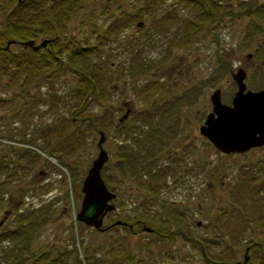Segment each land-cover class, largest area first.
Here are the masks:
<instances>
[{
  "label": "rangeland",
  "instance_id": "1",
  "mask_svg": "<svg viewBox=\"0 0 264 264\" xmlns=\"http://www.w3.org/2000/svg\"><path fill=\"white\" fill-rule=\"evenodd\" d=\"M15 1L20 0H0L3 7L0 12V23ZM83 1L85 0H81V3ZM254 1L252 14H246V11L240 14L235 9L231 11L229 7L232 5L226 7L225 3V6L222 5L220 9L222 14L220 21L218 19V22H213L211 25L207 21L203 22L200 26L197 25L199 31L187 33L186 21H191L192 18L194 20L195 9L188 4L166 0L162 7L169 10L165 12V17L170 23L173 43L167 47H155L148 43L141 45L132 42L123 47L112 48L113 44H117V41H112L113 39H118L121 34L128 37L129 33L136 31L134 21L137 18L131 23L125 21L118 9L137 7L130 6L128 4L130 1L118 0L115 6L102 12L101 7L96 8V1L92 0V7L96 8L93 15L91 14L92 55L89 51L87 55L92 56L93 71L96 70V63H100L106 70L102 73L103 82L100 83V87L92 93L89 92L83 99L78 98L77 102L83 103V108L79 107L82 104L77 106L81 110L75 114L77 119L72 121L68 106H63L60 100L52 105L49 102L50 93L60 94L62 88L65 87V92L67 86L74 84L76 77L71 70L63 67L60 70L54 69L56 77L54 80H51L50 74L45 75L44 72L28 84L27 92L24 93L16 90L17 87L4 91L3 84L0 83V152L7 145H9L8 149L16 147L8 153L10 163L7 168L4 166L0 169V172L9 173L8 178L11 177L7 187L5 182L0 183V187L2 185L9 188L6 192L0 193V255L8 244L6 240H11V234H4L5 230L14 227L12 223H9L11 216L18 215L26 209L23 207L14 214L19 198L18 205L23 200L24 205L36 206L41 201L49 204L56 203L66 193V206L70 217L66 216L64 218L66 222H63L60 217L55 218L56 214L52 213L55 219L44 224L32 237L34 245L48 246L58 241L63 243L66 236L64 223L70 221L75 228L74 214L82 196L81 180L97 152L96 130L98 128L106 132L109 128L107 119H110V116L112 122L117 116L120 120L119 114L124 111L122 101L125 99L131 101L135 108L141 105L151 106L145 108L146 114L139 116L135 114L129 118L139 122L145 121V124H141L143 127H146L148 125L146 121H149L152 127L159 124L168 133V128L176 125L178 121H187L183 124L182 132L177 131L171 136L168 135L171 147L165 152H175L176 158L181 156L180 161L177 162V169L186 162H192L191 173L187 171V175L178 176L177 172L173 175L175 181L183 177L188 180V185L191 182L192 195L188 211H191L193 216V234L203 232L200 226L194 224V219L206 221L204 209L207 202L206 206L212 209L209 211L211 222L214 218L221 217L224 207L229 210L221 223L222 228L218 231L226 229V232L231 235L233 231L235 233L238 219L231 208L234 201L230 202V200L238 184L244 187L243 205L246 207L247 217L249 212L253 215L254 212L264 211L261 207V199H257L256 204L251 202L249 195L257 188L253 185L252 179L264 181V172L260 173L262 169L264 171V160L261 159L264 156V145L226 154L214 147L197 129L211 108L209 95L214 88L220 89L222 102L230 103L236 88L230 76V70L241 65L246 70L244 81L247 87L257 89L264 85V10L255 8L257 3H262L264 0ZM90 5L91 0H86L85 7H79V14H73L74 17L72 16L66 33L73 30V25L77 24L79 26L77 35L79 33L82 35L84 32L87 35L90 34V15L87 12V7H91ZM154 5L159 8L157 2ZM152 7L149 8L152 9ZM163 8L160 7L161 10H164ZM12 9L11 15H16L17 9L14 7ZM119 20H124V23L120 24ZM113 21H115L113 25L108 27ZM150 24L147 23L141 30L147 36L153 34L157 26L154 22ZM197 26L195 25V28H198ZM89 39L88 37L84 44H91ZM8 47L12 51H17L21 45L11 43ZM88 59L90 63V57ZM148 59H151L153 63L147 64L149 66L143 67L138 73H130L131 63ZM111 60L114 61V67H106L107 62L110 63ZM155 89L157 91L152 95L151 90L155 91ZM166 105H169L171 110L164 109ZM110 106H112L111 114ZM138 111L140 113L139 109ZM79 116L87 118L78 119ZM47 124L50 125V129L46 134ZM30 129L33 130L32 134H28ZM21 132L25 133L21 134ZM40 135L41 137H38ZM43 137H47L48 142ZM58 137L62 138L52 143L51 138ZM23 138L26 139L25 142H22ZM180 142L184 144L178 150ZM102 146L105 148V143H102ZM49 148L51 154L48 153ZM185 148L188 150L185 151ZM62 160L63 163H60ZM194 163L197 164L194 165ZM40 169L44 171V174L39 171ZM100 174L104 181L107 180L105 165L102 166ZM171 176L168 175L166 179H170ZM116 178L121 186V195H124L125 199L126 191L131 190L130 186L134 185L135 180L122 174ZM18 183L23 191L22 197L18 196L16 189L10 190ZM131 191L137 194L136 190ZM177 191L185 193L186 186L178 187ZM167 192L168 197H172L173 190L171 193H169L170 190ZM16 198L18 199L15 200ZM214 200L219 202L213 206ZM171 211L176 212L178 209ZM4 218H7V223L2 222ZM245 222L248 224V230L245 233L248 239L253 234L251 230L253 223ZM76 223L78 227L75 228V244L84 264H165L162 257L167 254L164 253L166 250L173 254L174 259H179L182 255L188 258L186 252L189 250L194 254L190 260L201 256L197 246H192L178 237L160 243L159 235L147 234L146 231L133 233L125 226L117 231H96L78 220ZM241 225L245 228V224L241 223ZM169 227H172V222L169 223ZM86 243L93 248L92 256L87 259L81 252ZM149 250L153 252V255L148 257L150 253L145 251ZM128 253H131L132 263L126 261L125 256ZM168 264H179V261ZM183 264L190 263L187 260ZM202 264L205 263L202 262Z\"/></svg>",
  "mask_w": 264,
  "mask_h": 264
},
{
  "label": "flooded vegetation",
  "instance_id": "2",
  "mask_svg": "<svg viewBox=\"0 0 264 264\" xmlns=\"http://www.w3.org/2000/svg\"><path fill=\"white\" fill-rule=\"evenodd\" d=\"M56 1L57 0H45V13L47 12V8L50 5H57V3H54ZM95 1V6L99 8L101 7L100 11L106 12V10H109V8L115 6L117 3L116 1L118 0ZM138 1L139 4H142L141 9L132 7H123L118 9L120 14H123L125 21H129L131 23L135 18H137L134 21V27L136 28V31L129 33L128 37H125L123 34H121L118 39H113L112 41H117V44H113L112 48H116L117 46L123 47L125 45H129L132 42L139 43L141 45L148 43L155 47H167L171 43H173L174 40L170 28V23L165 17V12H169V10L162 7L166 0H155L152 3V9L148 7L150 6L149 4H145L143 2L144 0ZM156 2L159 8L154 5L156 4ZM75 3V7L77 8V10L72 12L71 15L69 14L67 18L62 21L63 26H55L54 31H52L53 33H49V31L35 32L34 36L28 37L29 39L33 40V44L38 43L42 38H46L47 40L45 41L44 45H41L36 49L42 48L46 51V53L51 54L54 58L57 57L54 54L55 49H53L56 47L59 51L57 60L61 63H66L67 60H72L73 62L77 63L79 61V49L81 47L88 49L90 54L92 55V0L90 5L91 7H87L90 15V34L87 35L86 32H84L82 33V35H80V33L79 35H77V30H79V26L77 24L73 25V30L66 33L67 27L71 23V18L72 16L74 17L73 14H79V7H85L86 0L83 1V3L79 1ZM129 5L136 6V3L132 1ZM143 6H145V8ZM160 7L164 10H161ZM158 9H160L161 12ZM124 20H119L120 24H123ZM138 20H140L141 23L137 24ZM114 22L115 21L110 23L108 27H111ZM151 22L157 23V26L154 28V33H151V35L147 36L141 30L144 29L147 23L150 24ZM88 37L90 38L88 41L90 42L91 40V44L89 45L84 44V42L87 41ZM84 38L86 39L82 42V39ZM22 41L23 40L21 39H13V41L10 42L9 45L11 43H19L21 45V48L25 47L22 44ZM26 46H30L32 48L31 45ZM112 48L110 47L109 49L111 50ZM90 59V75L92 78V56H90ZM113 63L114 61L111 60L110 64H112V66ZM67 69L71 70V72L73 71L74 75L79 74L78 71L70 65ZM113 87L115 88L116 84L113 85ZM151 91H153L152 95H154L157 90L155 89V91ZM90 92L92 93V88ZM122 102L124 105L123 109L127 112L126 117L122 120H118L117 116L116 120L112 122V118L110 116V119H107L109 128L106 130V132H104L102 141V143H105L104 150L106 152V160L101 165L100 170L102 166L105 165V173L107 174L108 178L104 181V184L107 189L113 193L111 198L108 200L113 204V207L107 210L106 213H104L102 217L101 229H98L92 225H86L84 222L78 219L76 220L84 223V225L86 226L94 228L96 231H117L118 229H122L125 226L129 228V230H131V232L133 233H136V231H146L147 234L159 235V239H161L160 243L166 242L167 240L171 241L178 237L179 239H184L192 245V241L194 240L192 225L193 216L191 214V211H188V206L191 204V182L188 185V180L184 179L183 177L180 180L175 181L173 175L177 172L178 176L187 175V171L191 173L192 162H186L184 165H182L181 168L177 169V162L180 161L181 156L176 158L175 152H165L169 147H171V141H168V135L171 136L172 133H176L177 131L182 132L181 129L183 128V124H185L187 121H178L176 125L168 128V133L164 130V127H161L159 124H155L152 127L149 121H146L148 125L146 127H143L141 126V124H145V121L139 122L138 120H129V118L135 114H138V116L140 114H146L147 111H145V108H149L151 106L146 107L145 105H141L138 108H135L131 101L128 102L125 99V101L123 100ZM168 106L169 105L164 106V109L170 108ZM79 107L77 108L76 106L70 108L69 112L78 111V109H80ZM111 107L112 106H110L109 108L110 114L112 112ZM138 109L140 110V113ZM123 112H121L119 116ZM71 120H74L73 116H71ZM90 123L92 125V122ZM199 125L197 126V129L200 133L198 128ZM49 126L50 125H47L48 128L45 131L46 134L48 132V129H50ZM96 131L99 136L100 129L97 128ZM32 132L33 130L30 129L28 134H32ZM41 134L44 135L43 131H41ZM38 137H41V135ZM61 138L62 137H58L56 139L51 138V141L53 143L57 139L59 140ZM31 139L32 138H30V141ZM43 139L48 142V140H46L47 137H43ZM183 144L181 142L178 143V150L182 148ZM262 145H264V143ZM252 147L256 146H251L249 148ZM187 150L188 148H185V151ZM224 153L227 154V152ZM261 159L264 160V156ZM195 164L197 163H194V165ZM39 171L44 174V171L42 169H40ZM262 172H264L263 169L260 173L263 174ZM119 174H122L123 176L125 175L132 179L134 176L138 178V181L135 182L134 185L130 186L132 187L130 189L136 190L137 194H134L131 190H127L126 197L124 199V195H121V186L118 182V179L116 178V176H119ZM168 175H172L170 179H166ZM252 180L251 181L253 185L257 186V188L251 194L249 193L251 202L257 204V199H261V207L264 210V181H257L254 179ZM258 182L260 183L259 185ZM183 186H186L185 193L178 192V187L183 188ZM169 190V193H171L172 190L174 192L171 193L172 197H168V195L166 194ZM243 190L244 187L241 186V184H238L237 190L233 192L234 202H232L233 206H231V208H233V214L237 216L238 225L236 226L235 233L233 231L232 235L228 234L226 232V229H221L220 231H218L219 228H222L221 223L222 220L224 221V218H214L211 222L209 211H211L212 209L210 206H206L208 202L205 203L204 212H206L207 216L206 221L201 222L198 218L194 219V224L200 226L203 229L202 234L197 237L198 240L196 239L199 243V249L197 250L200 252L201 256L198 259L193 258L190 260V258L192 257V255L194 256V254L190 250L187 251V260L190 264H202V262H204L205 264H264V211L261 210L259 212H254L253 215H251V213L249 212V215L247 217V210L243 205ZM218 202L219 200H214L213 206L217 205ZM162 205H164L165 208L169 207L170 210L176 207L188 209H186V216L181 220L174 218V223L172 224V227L167 230L168 232L160 231L159 227L156 225V222L153 224L147 222L146 224V222L144 221L145 218L143 217L145 215L149 216L152 212H154L156 208H158V211H160ZM135 208H137L136 213L140 216V218L135 217ZM78 209L79 206L77 210ZM226 212H229V210H226ZM161 218L162 217H159V220ZM117 220L120 221L116 222ZM245 221H247L248 223H253V227H251L253 234H251V237H249L248 239L245 237L246 231H242L243 226L241 225V223L245 224L246 229L248 228V224ZM144 225L151 227V229L145 230L143 228ZM197 235L199 234L197 233ZM233 243L234 245H232ZM158 251L160 252V249H158Z\"/></svg>",
  "mask_w": 264,
  "mask_h": 264
},
{
  "label": "trees",
  "instance_id": "3",
  "mask_svg": "<svg viewBox=\"0 0 264 264\" xmlns=\"http://www.w3.org/2000/svg\"><path fill=\"white\" fill-rule=\"evenodd\" d=\"M78 1L81 2V0H57L56 2H54L57 3V5H50L47 8V12L45 13V0H20L15 1L12 7L7 10L5 17H3L2 22L0 23V83L3 84L4 91L17 87L16 90H18L19 92H27L28 84L34 81L36 78L40 77L42 73L45 72V75L50 74L49 76L51 80H54L56 78L54 69L57 68L58 70H60L61 67L67 69L70 65L71 67L75 68L79 73L77 74L78 76L75 75L76 78L75 82H73L74 84L67 86L65 92V87L62 88V90H60V94L56 95L55 93H50L49 102L52 105L53 103H56L60 100V102H63V106L69 107V111L70 108L79 106L81 104V108H83V103L77 102L78 98L82 97L81 99H83L84 97H86V95L91 91V86L92 91H96L98 87H100V83L103 82L101 76L103 75L102 73L106 70L100 63H96V70L93 71L92 66L91 78V65L88 59L90 56L87 55L89 51L88 49L84 47H81L79 49V61L77 63L73 62L72 60H67L66 63H61L57 60V57L59 56V51L56 47L53 48L55 49L54 54L57 56L54 58L51 54L46 53V51L42 48L32 49L30 46H25L17 51H12L9 49V47H4L6 44V40L8 39H12V41L13 39H29L28 37L34 36L35 32L49 31V33H53L52 31H54L55 26H63L62 21L66 19L69 14L71 15L72 12L77 10V8L75 7V2ZM127 1H130V3L134 1L138 9L142 8V4H139L138 0ZM154 1L155 0H144L143 2L145 4H149L150 6L148 7H152V3ZM174 1L179 2L180 4H188L195 9L194 20L192 18L191 21H186L188 25L187 33H192V31L196 33L197 31H199V27L197 25L200 26V24L203 22L207 21L208 24L211 25L213 22H218V19L220 21V18L222 16L220 9L222 8V5L225 6V3L226 7L232 5L229 7L231 11L235 9V11L240 14L244 13V11H246V14H252L255 4L254 0H225V2H222V0ZM13 7L14 9H17L16 15H11ZM95 7H92V15L94 10L97 8ZM2 8L3 7L0 4V12L2 11ZM255 8H260V10L263 11L264 2L259 4L257 3ZM194 23L198 28H195ZM85 39L86 38L82 39V42ZM81 57H83L84 60H82L83 58L80 59ZM151 63H153L151 59L141 60L137 63H131V69L129 68V71L130 73H138L143 67L149 66L147 64ZM107 66H109L110 68L114 67V63L112 66V64L107 62L106 67ZM48 89L52 90L51 88ZM12 98H14V96H12ZM81 108L78 109V111L71 112L70 119L71 116L74 117V120L77 119V116H75V114L79 113ZM86 118L87 117L85 116H79L78 119ZM24 133L25 132H21V134ZM25 141L26 139L23 138L22 142ZM7 146H4L2 151L0 152V169L4 168V166H6L7 168L8 164L10 163L8 153L11 149L16 148L12 147L11 149H8ZM48 153L51 154L50 148L48 150ZM60 163H63V160L60 161ZM3 173L4 176H2ZM8 174L9 173L7 171L0 172V183L5 182L6 187L8 186V183L11 179V177L8 178ZM133 179L135 180V182L138 181V178L136 176H134ZM19 185L20 184L18 183V185H16L12 189L10 188V190L16 189L18 196L22 197L23 191L21 190ZM6 187H2L1 185L0 193L6 192V190L9 189ZM61 198L63 199L61 200ZM61 198L56 203L51 204H49L48 202L42 203L41 201V206L40 203L36 206L24 205L23 200H21L20 205H18V201L20 200L19 198V200L16 202L17 205H15L14 208L16 209L14 211V214H16L17 211H19V209L23 207H25L26 209L21 211L18 215H15L16 217L11 216L10 218L9 223H12L14 227L5 230L4 234H11L10 239L12 240V243H10L11 240H6L8 241V244L5 246L3 250L4 252L0 255V264H84L75 244V228L78 227L76 222L75 228L73 227L70 221L68 223H64L66 236L63 239V243L59 241L55 243L52 242L48 244V246L33 244V235L37 232L38 229L40 230L44 224L50 222V220L52 219L54 220L55 218L59 217L63 222H66L64 218H66V216L67 218L70 217L68 207L66 206V193L63 194V197ZM17 199L18 198H16L15 200ZM231 201H234V198H232L230 202ZM174 209H178V211L172 212L169 207L165 208L164 205H162L160 211H158L159 209L156 208L154 212H152L149 216H143L145 218L144 221L146 222V224L147 222H150L152 224L156 222V225L159 227L160 231L168 232L167 230L171 228L169 227V223L172 222L173 224L174 218L180 220L184 218L186 216L185 213L188 210L187 208L184 209L181 207H176ZM223 209V216L221 217L224 218V216H227L226 207H224ZM134 212L135 217L140 218V216L136 213L137 208L134 209ZM52 213L53 215L56 214L55 218L52 217ZM159 217L162 218L159 220ZM6 219L7 218L3 220V223H7ZM242 231L247 232V229L243 227ZM200 235L201 234H193L194 240L192 241V245L197 246V248H199L197 237ZM92 250L93 248H91L90 244L86 243L81 249L82 256L87 259L89 256H92ZM145 252L150 253L148 257L153 255V252L151 250ZM164 253L167 254L163 255L162 258L167 264L173 261H179V264H183V262L185 263L188 259L185 255H182L179 259H174V257L172 256L173 254H171L169 250H166ZM130 254L131 253H128L125 256L126 261L128 263H132V256ZM147 262L149 263V261Z\"/></svg>",
  "mask_w": 264,
  "mask_h": 264
},
{
  "label": "water",
  "instance_id": "4",
  "mask_svg": "<svg viewBox=\"0 0 264 264\" xmlns=\"http://www.w3.org/2000/svg\"><path fill=\"white\" fill-rule=\"evenodd\" d=\"M141 23L140 20L137 24ZM47 39L43 38L33 44L32 39L22 41L23 45H31L36 49L44 45ZM12 39L6 40L5 48ZM230 76L235 82V90L230 103L222 102L220 89L214 88L209 95L210 110L199 125V131L221 152H240L251 146L264 143V85L258 89L248 88L245 84V69L237 66L230 70ZM124 111L119 119L126 116ZM103 132L99 131L97 153L81 180L82 192L79 209L75 219L101 229L102 217L107 210L113 207L108 200L113 193L107 189L100 176V167L106 160V152L102 147ZM117 220L116 222H119ZM145 230L151 227L144 225Z\"/></svg>",
  "mask_w": 264,
  "mask_h": 264
}]
</instances>
